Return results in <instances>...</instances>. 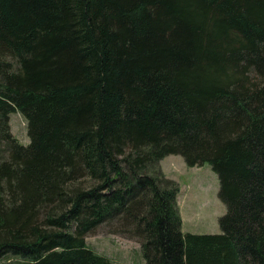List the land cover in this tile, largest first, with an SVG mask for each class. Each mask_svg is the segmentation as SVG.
I'll list each match as a JSON object with an SVG mask.
<instances>
[{
	"label": "trees",
	"instance_id": "trees-1",
	"mask_svg": "<svg viewBox=\"0 0 264 264\" xmlns=\"http://www.w3.org/2000/svg\"><path fill=\"white\" fill-rule=\"evenodd\" d=\"M171 155L216 174L220 234L182 231ZM108 228L144 264H264V0H0V264H115Z\"/></svg>",
	"mask_w": 264,
	"mask_h": 264
},
{
	"label": "rangeland",
	"instance_id": "rangeland-1",
	"mask_svg": "<svg viewBox=\"0 0 264 264\" xmlns=\"http://www.w3.org/2000/svg\"><path fill=\"white\" fill-rule=\"evenodd\" d=\"M10 133L21 145H28L27 122L19 113L10 116ZM164 176L179 188L178 212L182 231L197 235L220 234L218 220L226 208L218 198L219 181L208 164L188 168L180 156H167L161 162ZM107 231V232H106ZM98 230L86 243L115 264H144L140 244L119 235ZM4 263V261H2Z\"/></svg>",
	"mask_w": 264,
	"mask_h": 264
}]
</instances>
